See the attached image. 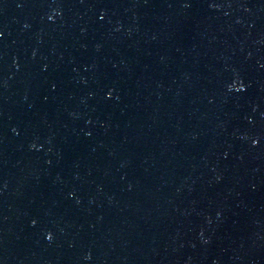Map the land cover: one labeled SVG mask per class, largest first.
I'll return each mask as SVG.
<instances>
[{
  "label": "water",
  "instance_id": "obj_1",
  "mask_svg": "<svg viewBox=\"0 0 264 264\" xmlns=\"http://www.w3.org/2000/svg\"><path fill=\"white\" fill-rule=\"evenodd\" d=\"M0 264H264V0H0Z\"/></svg>",
  "mask_w": 264,
  "mask_h": 264
}]
</instances>
